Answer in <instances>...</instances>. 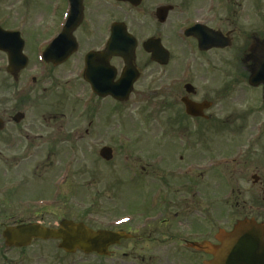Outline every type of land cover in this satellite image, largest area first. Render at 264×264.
I'll list each match as a JSON object with an SVG mask.
<instances>
[{
  "label": "flooded vegetation",
  "instance_id": "1",
  "mask_svg": "<svg viewBox=\"0 0 264 264\" xmlns=\"http://www.w3.org/2000/svg\"><path fill=\"white\" fill-rule=\"evenodd\" d=\"M48 1L41 12L37 0L0 8V171L10 181L0 184V204L18 209L14 224L53 228L93 215L72 208L100 218L97 193L112 201L111 176L119 178L125 155L121 176L143 187L140 216L127 228L107 211L104 227L133 235L110 248V257L140 245V264H206L212 256L204 244L218 245V230L236 221L208 208L238 207L219 190L237 174L249 183L243 218L264 226V105L262 86L250 83L255 63L264 61V0H71L76 26L66 24L69 0ZM147 45L157 52L147 53ZM140 108L152 113V136L129 137L125 117L137 112L140 125ZM226 128L235 131L237 161L225 154L185 160L208 138L220 147ZM103 147L111 148L109 161L100 157ZM79 154L104 167V184L93 167L62 166ZM85 176L90 182L82 185ZM214 189L222 194L216 202ZM47 243L58 245L33 241L32 255L31 246L10 249L16 254L2 264H53L42 255Z\"/></svg>",
  "mask_w": 264,
  "mask_h": 264
},
{
  "label": "rangeland",
  "instance_id": "2",
  "mask_svg": "<svg viewBox=\"0 0 264 264\" xmlns=\"http://www.w3.org/2000/svg\"><path fill=\"white\" fill-rule=\"evenodd\" d=\"M5 2H3V0L0 1V7H4V4H9L8 0H4ZM41 3L42 0H37V5L38 8L40 9L39 12L42 11L41 9ZM50 4V0L48 1V5ZM253 104H257L259 105V101H256L255 99L252 100ZM145 108H140V119H143V121L145 120V115L147 117L152 118V114L147 115V111L146 109L143 110ZM141 111L143 113H141ZM133 113V115L137 116V114L135 112H131ZM144 116H143V115ZM259 116V115H258ZM264 116V114H263ZM134 119H129L128 122L126 123L127 126H130V121H136L134 122V124H136L137 127L140 126V136H144V135H152L149 127H147L148 125L145 124V127H143V124L139 122H137V120L135 119L136 117H132ZM260 118V117H259ZM256 119V117H255ZM249 120H251V117L249 118ZM151 122V121H149ZM134 130H137V128H135ZM130 132H131V128H130ZM198 134H203L202 131L197 132ZM137 131H134V135H137ZM244 134H246V132H244ZM205 135V134H204ZM206 135H210V134H206ZM226 142H224L223 144H219L220 147L218 146V143L216 140L208 138L203 144H201L200 147H197L195 149L192 150L191 153L186 154V156L184 157L185 160H197L199 158L202 157H207V156H213V155H220V154H227L230 151V149H232L233 147L238 146V141L236 138L231 139L229 137H226L225 139ZM196 143L199 142L198 140L195 141ZM148 143L152 144V141H149ZM223 146V148H221ZM130 147L132 149V151H137L140 152V147L136 145L135 142H132L130 144ZM170 150V149H169ZM166 154H169V152L167 153L165 151V149L163 150ZM69 155V153L67 152V150H65L64 152V158H66ZM147 156H150V154H147ZM79 160V159H78ZM79 162V161H77ZM92 162L90 160V156L87 155V159L84 163V167L86 170H89L91 168ZM1 173H3V167H1ZM98 172H102L101 170L98 169ZM3 175L0 174V180L2 178ZM100 182V184H104L106 181V176L105 174H102L101 179L98 180ZM90 180L88 179V176H85V178L80 182L82 183V185L89 183ZM210 182V181H209ZM228 184H232L234 187L235 185H237L238 187V191H236L233 195H234V199H236L239 203H238V207H235L233 204H231L229 207H214L215 210H217L218 212L216 213V216L219 215V213L221 214L222 211H226L224 212V214L228 215L230 218H235L237 214H239L240 211H242V213L244 212V209L242 208V202L248 198L247 192H249V183L245 180V177L237 174L235 175L232 179H229L226 181ZM139 184V180L137 177H135L133 180L130 181H126L124 174H122L121 177H119L118 180L115 179V174L113 173L111 176V189H112V194H113V199L112 201L108 204L107 209L110 212V214L112 213H118L119 211L121 212H138L140 210V199H141V194L143 192V187H140V191L137 190V185ZM224 187H219V190H223ZM225 195L226 197H230L233 198L232 194H229L227 189L225 188ZM36 190H33V192ZM214 191H216L214 189ZM144 192L146 194H148L149 192V188L148 186L144 187ZM219 195V194H216ZM3 208V204H0V210ZM5 208H8L9 214L12 212H15L14 209L8 205ZM74 209V208H72ZM212 208H208V210H211ZM75 210V209H74ZM240 210V211H238ZM123 214V213H120ZM120 214H115L112 216V218H114L117 215ZM1 217H4V215L2 214ZM6 222V221H5ZM7 223V222H6ZM133 227V226H131ZM0 245H1V241H0ZM138 246L137 245V249L136 246L134 248V245H125L124 246V251H130L128 252V255L123 257L121 255H117L115 256L113 259H101V260H97L94 257H84L81 254H76L72 257H64L65 259H59L60 264H139L140 263V259L137 257V255L135 253H133L134 251H138ZM2 247V245H1ZM42 247V246H40ZM37 247H33L31 249H29L26 252L27 256L32 255L33 251L36 249ZM133 248V249H131ZM44 252H42V255L46 254V255H50V253H52V250L50 248H45L43 247ZM5 254V253H4ZM16 253L14 252H8L4 255V258L10 259L11 257H14ZM52 257V256H51ZM122 261V262H121ZM0 264H2V261H0Z\"/></svg>",
  "mask_w": 264,
  "mask_h": 264
},
{
  "label": "water",
  "instance_id": "3",
  "mask_svg": "<svg viewBox=\"0 0 264 264\" xmlns=\"http://www.w3.org/2000/svg\"><path fill=\"white\" fill-rule=\"evenodd\" d=\"M251 81L255 80L264 83V62H256L253 67ZM257 73V75H255ZM264 98V93H263ZM258 227L251 222H239L235 225L230 234L221 235L222 245L214 248L207 247L215 261L213 264H225L227 257H232L235 253L245 257H253L260 254L257 252V245L254 244L255 237L247 233H256ZM30 236L41 239H59V247L66 252L81 250L85 253L97 252L103 254L108 244L114 242L119 237L117 234L106 231L93 232L81 224L63 221L58 230H47L36 225H22L8 228L4 231L3 237L7 245L23 246L28 244ZM256 248V249H253Z\"/></svg>",
  "mask_w": 264,
  "mask_h": 264
}]
</instances>
